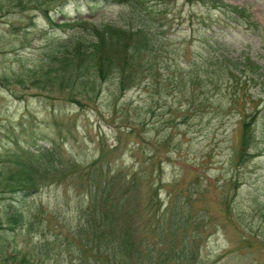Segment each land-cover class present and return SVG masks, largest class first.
<instances>
[{
    "label": "rangeland",
    "instance_id": "1",
    "mask_svg": "<svg viewBox=\"0 0 264 264\" xmlns=\"http://www.w3.org/2000/svg\"><path fill=\"white\" fill-rule=\"evenodd\" d=\"M127 1L94 4L101 6L96 22L139 19L143 9ZM225 1L247 8L264 27V0ZM151 4L160 8L162 1ZM170 7L171 21L155 16L175 48L130 88L120 90L112 76L92 100L79 97V105L67 96L64 67L49 54L76 39H92L93 30L49 23L47 14L56 23L61 13L74 14L64 0H0V264H114L95 248L85 249L74 234L85 222L82 213L91 210L83 168L100 158L105 169L153 175L152 185L140 180L129 202L141 238L157 240L150 227L156 220L165 233L178 198L191 220L175 235H163L158 247L179 248L186 238L195 264H264V76L235 88L245 76L232 79L227 72L229 61L247 58L264 71V31L221 19L207 29L203 5L177 0ZM180 16L185 20L175 23ZM191 29L200 34L195 45L189 43ZM203 38L217 41V49L209 51ZM238 91L257 112L248 157L239 154L243 114L232 105ZM35 140L37 148L55 154L52 164L60 171L41 174L37 189H11L8 180L20 174L14 151L24 158ZM16 210L22 223L10 220ZM149 212L156 215L148 224L143 214Z\"/></svg>",
    "mask_w": 264,
    "mask_h": 264
},
{
    "label": "trees",
    "instance_id": "2",
    "mask_svg": "<svg viewBox=\"0 0 264 264\" xmlns=\"http://www.w3.org/2000/svg\"><path fill=\"white\" fill-rule=\"evenodd\" d=\"M81 1V2H80ZM101 0H74L77 4V10L82 7V2H86L87 7L93 8L94 4L100 3ZM163 7L156 9L152 6L151 0H135V4L145 7L146 11L140 19L136 18L133 23L128 25H112V24H92L93 37L90 40L76 39L64 45V51L49 54L50 60L56 64L61 63L64 67V87L69 89L67 96L71 101L82 104L79 97L85 96L92 100L94 95L100 90V83L106 81L112 76L119 78V89L126 90L138 81L147 69H152L155 62L170 47H174L165 32H160L157 28L155 13H163L169 15L171 12L170 4L173 0H161ZM171 1V2H170ZM70 0H64L66 6ZM170 2V3H167ZM189 3H202L207 7L208 13L201 18L202 22L214 20L218 18L224 22H236V24L245 26L255 31L264 30V28L256 21L253 15L245 8L230 5L223 0H187ZM131 3V2H130ZM131 5H133L131 3ZM134 6V5H133ZM79 11L77 17L70 18L69 13H64L65 19L59 26L67 28H75L76 26L85 27L92 20L83 18ZM191 17V16H190ZM49 20L55 25L52 16ZM181 16L179 17V21ZM219 22V20H218ZM209 25V23L207 24ZM193 26V20L191 21ZM199 29V28H198ZM196 30L191 29L188 34L189 43L195 45L197 36ZM205 46L209 51L217 49V41L213 43L203 38ZM180 45V42H178ZM201 45V43L199 42ZM217 44V45H216ZM177 51V48H176ZM237 62L229 61L230 66L227 70L229 78L245 76L243 82H238V88H242L243 83L247 80H258L264 76L261 67L255 61L247 58L242 60L236 59ZM225 74L220 76L224 79ZM227 87L229 86L226 85ZM232 102L234 108L241 109L242 117V138L239 154L242 156H250L249 147L255 138L253 123L256 119V111H251L250 100L243 97L241 93L232 94ZM256 110V109H255ZM249 111V114H247ZM241 114V115H242ZM55 154L49 150L40 152H30L27 164L16 159L19 166L20 174L10 178L8 181L11 189L16 186L37 187L39 177L43 173H59L60 168L52 164L51 158ZM44 162V163H43ZM50 162V164H49ZM31 163L32 165H29ZM102 158L91 163L84 171L86 182L89 185V205L91 210H85L82 214L86 216L85 222L78 223V228L74 233L85 249L95 248L101 253V256L114 264H195V255L191 252V242L184 238L181 247H177L176 243H161L163 235L165 237L170 234L175 235L179 229L189 224L190 216L178 206V198H176L172 210L167 230L164 229L157 220L151 223V233L157 237L156 241L150 242L141 238L139 231L142 230L140 223L135 221V208L129 207L130 198L132 199L140 191L139 184L145 180L149 185L153 184V175L144 172L142 169L126 175L122 169L115 168L105 169L102 165ZM43 165L45 167H40ZM101 165V170L96 171V167ZM75 168H80L76 163H72ZM12 175V174H11ZM161 177L160 174H158ZM14 181V182H13ZM156 190V189H155ZM153 191V190H152ZM154 193V192H153ZM156 195V194H153ZM145 210H149L146 205ZM10 220L14 223H22L24 215L21 211L11 212ZM156 215L149 212L144 213L147 217L148 224ZM84 219V218H83ZM82 220V219H80ZM185 230L182 235L186 233ZM92 235L94 241L92 242ZM21 264V263H20Z\"/></svg>",
    "mask_w": 264,
    "mask_h": 264
}]
</instances>
